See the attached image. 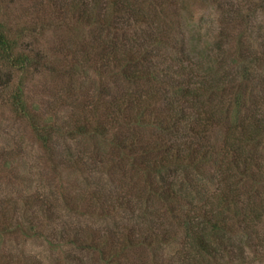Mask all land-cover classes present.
Returning <instances> with one entry per match:
<instances>
[{
  "label": "trees",
  "instance_id": "1",
  "mask_svg": "<svg viewBox=\"0 0 264 264\" xmlns=\"http://www.w3.org/2000/svg\"><path fill=\"white\" fill-rule=\"evenodd\" d=\"M235 1L238 10L230 0H203L216 21L194 22L189 0H79L67 14L93 35L79 61L73 53H23L0 25L11 77L64 61L71 76L81 70L99 83L92 102L82 99L88 115H63L72 120L66 130L34 115L23 84L11 96L48 160L61 143L91 144L81 158L68 145L54 165L81 179L83 189L66 179L60 211L86 217L88 227L58 229L60 217L42 215L29 198L16 226L0 227V247L18 232L44 237L59 253L55 263L150 264V252L159 264L156 249L176 240L166 264L264 263V32L255 22L249 28L252 16L264 15V0ZM210 45L206 54L196 50ZM100 174L115 188L96 184ZM126 176L140 189L130 190ZM0 253L1 264L52 263Z\"/></svg>",
  "mask_w": 264,
  "mask_h": 264
},
{
  "label": "rangeland",
  "instance_id": "2",
  "mask_svg": "<svg viewBox=\"0 0 264 264\" xmlns=\"http://www.w3.org/2000/svg\"><path fill=\"white\" fill-rule=\"evenodd\" d=\"M77 1L79 0H0V25L9 32V37L15 38L20 45L19 51L23 53L31 55V52L38 50L44 55L46 52V55H54L60 59L64 54L73 53L79 61L81 47L88 43L93 35L88 30L78 28L73 17L67 14L71 4ZM202 1L189 0L186 5L188 14L194 15V22H199L200 17L203 22L211 21V16H213V22L216 21L213 9L207 8L206 2L201 4ZM230 1L229 6L233 3L235 5L233 9L238 10L237 1ZM241 15L245 17L244 12ZM252 17L254 20L251 19ZM252 17H250L251 21L249 20V28L252 29L251 23L255 22L257 27L263 26L264 32V15ZM42 27L45 29L42 30ZM22 29H25L23 33L20 31ZM237 30L238 28H235L229 32L235 34ZM249 35L254 41L255 33ZM212 49V45L206 48L199 46V50L196 48L202 54L211 52ZM8 65L7 61L0 56V207H2L0 208V227L9 229L15 227L25 211L21 200L31 198L34 200L31 204L38 207L42 215L51 213L54 215L53 218L60 217L56 220L58 229L61 228L62 223L63 228H71L77 222L82 232H87L86 217L77 218L78 221H76L74 216L68 214L66 210L60 211V200L65 192L62 186L66 188V179L76 183L79 189H83L84 185L78 175H66L67 173H62L54 165L55 158L57 161L66 159L68 145L76 150L81 158L84 157L82 154H88L87 152L91 151V144L85 141L78 142L77 146L74 142L61 143L58 151L54 152L56 157L49 156V161L43 154L30 123L22 120L15 110L16 107L12 106L11 96L16 94L23 84L26 102H29V107L33 106L32 109L36 112L34 115H41L39 117L41 121L49 118L57 127L66 130L72 120L64 123L63 115L73 113L88 115V109L83 107L85 102L82 99L92 102L99 83L93 74H83L81 70L71 76L67 71L68 63L64 61H59L48 70L40 69L38 72L16 74L12 77ZM103 150L106 158L112 155L109 148L101 147V152ZM107 179L106 174H100L96 184L108 190L115 188ZM136 181L129 176L125 177V183L129 184L128 188L132 191L140 189L139 182L136 183ZM3 209L6 211L4 212ZM95 228L101 229L98 223ZM259 234H264V228L259 231ZM2 243L3 246L0 249L4 254H8L7 257L11 260H16L20 255H23L26 260L37 256L43 263L49 260L52 261L49 264H62L53 261L59 253L56 249L48 247L44 237L30 239L29 235L16 232L14 235L5 236ZM171 244L168 245V249H156L154 255H157L159 264L174 261L172 256L177 252L179 242L175 240ZM2 256L3 253H0V264L3 260ZM152 256V253H146L150 264ZM177 263H179L178 260Z\"/></svg>",
  "mask_w": 264,
  "mask_h": 264
}]
</instances>
